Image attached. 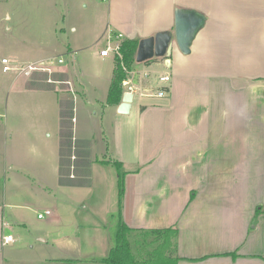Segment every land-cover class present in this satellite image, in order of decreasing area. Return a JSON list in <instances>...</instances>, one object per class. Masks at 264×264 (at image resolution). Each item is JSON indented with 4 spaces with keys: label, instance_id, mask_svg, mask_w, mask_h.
Here are the masks:
<instances>
[{
    "label": "crops",
    "instance_id": "1",
    "mask_svg": "<svg viewBox=\"0 0 264 264\" xmlns=\"http://www.w3.org/2000/svg\"><path fill=\"white\" fill-rule=\"evenodd\" d=\"M102 1L105 10L98 8L96 16L103 27H89L87 37L83 31L73 36L67 51L72 55L86 51L89 59L101 64L104 79L100 83L107 98L117 56L100 52L110 44L111 33L123 34V42L174 31L179 9L199 17L202 26L189 53H183L174 40L170 62L154 57L129 69L125 66L131 81L143 88L159 87L158 76L170 73V89L165 96H143L146 100L137 121L130 117L119 123L121 118H116L104 158L94 157L90 135L78 134L75 105L86 97L81 78L69 73L63 58L54 77L70 80L75 94L69 84L50 83L45 74L32 72L26 87L43 97L37 105L40 134L55 129L47 116L57 105L59 179L61 109L62 103H69L73 141L91 140L93 159H116L124 167L121 207L119 191L117 204L111 196L107 200L114 206L109 213L116 222L115 232L120 218L134 229L177 228L174 254L180 258L178 264H264V0ZM72 27L77 33L74 22ZM104 40L106 45L100 46ZM41 59L36 62L46 60ZM143 64L150 65L149 69ZM145 71L151 73L150 78L144 77ZM48 95H55V104ZM119 104L107 102L120 115L137 112L139 107L132 102L128 113H120ZM4 211L0 201V264H19L16 248H7L13 242H4L9 235L5 230L12 227ZM137 234L132 233L135 253L139 252ZM110 244L108 253L115 243ZM57 247L66 253L76 249L63 241ZM77 248L81 249L79 244ZM37 261L98 263L94 253L88 257L40 255Z\"/></svg>",
    "mask_w": 264,
    "mask_h": 264
},
{
    "label": "rangeland",
    "instance_id": "2",
    "mask_svg": "<svg viewBox=\"0 0 264 264\" xmlns=\"http://www.w3.org/2000/svg\"><path fill=\"white\" fill-rule=\"evenodd\" d=\"M105 5L102 0H0V201L5 206V221L12 225L5 234L15 238L7 248H16L19 264H38L40 255L88 257L91 253L97 257V264H104L102 257L107 255L109 243H115L116 222L109 213L114 206L108 205L107 200L111 196L117 204V167L94 162L88 185L62 184L57 156V105L55 112L51 109L47 116L54 121L55 129L40 134L37 105L43 97L26 87L29 76L35 72L16 69L43 57L47 60L63 56L69 73L85 84L86 97L75 105L78 134L93 139L95 158L107 157L116 118H121L119 123L130 117L137 121L146 99L137 93L133 101L139 104L137 112L115 114L107 106L104 85L100 83L104 79L101 64L89 59L86 51L74 55L67 51L70 38L81 31L87 37L91 35L89 27H103L96 13L98 8L105 10ZM72 22L78 27L77 33ZM104 45L105 40L100 46ZM3 58L9 60L11 70H3ZM145 64L142 66L149 69L150 65ZM56 69L57 65L52 72L38 73L47 74V82L69 84L73 91L70 80L54 77ZM48 96L55 104V95ZM45 210L51 214L39 218L38 214ZM137 238V246L150 249L147 246L153 242V235L145 237L138 233ZM62 241L76 249L72 253L60 252L57 246Z\"/></svg>",
    "mask_w": 264,
    "mask_h": 264
},
{
    "label": "trees",
    "instance_id": "3",
    "mask_svg": "<svg viewBox=\"0 0 264 264\" xmlns=\"http://www.w3.org/2000/svg\"><path fill=\"white\" fill-rule=\"evenodd\" d=\"M140 39H124L121 44L123 61L127 69L136 63V53ZM113 80L109 89L107 102L110 105H118L123 96L122 82L127 77V71L121 65L120 59H116ZM47 74L44 75V79ZM73 107L69 103H62L61 109V144H60V182L65 185H88L91 176V166L94 161L101 163H112L119 171L118 187L119 201L124 194V178L126 173L122 170V163L116 159L95 160L92 158V141L81 139L73 141ZM73 155L75 158L73 159ZM73 174V176H72ZM120 216V213H119ZM133 232L143 233L145 237L153 235L152 243L148 248L139 247L135 253L132 247L131 235ZM178 229L175 227L156 229H134L128 226L120 218L119 227L116 232L115 244L110 249L105 264H178L180 258L176 256L175 238ZM154 244V245H152Z\"/></svg>",
    "mask_w": 264,
    "mask_h": 264
},
{
    "label": "water",
    "instance_id": "4",
    "mask_svg": "<svg viewBox=\"0 0 264 264\" xmlns=\"http://www.w3.org/2000/svg\"><path fill=\"white\" fill-rule=\"evenodd\" d=\"M202 26V20L192 13L179 9L176 13L174 31H160L154 36L143 38L139 41L136 53V62L143 63L154 57H166L170 62L172 45L175 40L183 53H189L192 41ZM134 101L133 93H125L118 106L120 113H128Z\"/></svg>",
    "mask_w": 264,
    "mask_h": 264
},
{
    "label": "built area",
    "instance_id": "5",
    "mask_svg": "<svg viewBox=\"0 0 264 264\" xmlns=\"http://www.w3.org/2000/svg\"><path fill=\"white\" fill-rule=\"evenodd\" d=\"M123 38V34H110L109 35V42L110 44L100 52L102 56H108L111 52H113L118 59L121 61V65L123 68L126 70V67L124 65V62L122 61V53H121V44L122 41L121 39ZM2 62L4 64L3 70L4 71H9L12 69L8 65L9 60L7 58H3ZM64 60L62 58H54L50 57L47 58V60L41 61V62H35L31 63L27 66L16 68L20 70L21 72L25 73H32V72H43V73H48L52 72L51 70L58 64L63 63ZM145 78H150L151 73L148 71H145L143 73ZM171 74L170 73H164L158 76V81L162 84L159 87L156 88H143L142 86H139L131 81V79L127 76L126 79L123 80L122 86H123V93H133L134 96L139 93L141 96H165L169 89H170V83H171ZM53 82V80H49ZM45 214L50 215L51 211L50 210H45V212L42 214H38L39 218H43ZM15 238L13 235L9 234L4 238L5 243H10L14 242Z\"/></svg>",
    "mask_w": 264,
    "mask_h": 264
}]
</instances>
